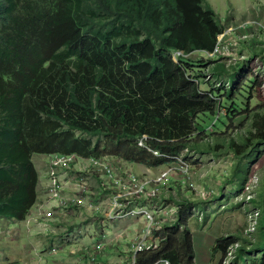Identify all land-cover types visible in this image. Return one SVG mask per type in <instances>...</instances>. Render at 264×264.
<instances>
[{
  "label": "trees",
  "instance_id": "obj_1",
  "mask_svg": "<svg viewBox=\"0 0 264 264\" xmlns=\"http://www.w3.org/2000/svg\"><path fill=\"white\" fill-rule=\"evenodd\" d=\"M229 28L209 0H0V219L23 223L37 204L35 156L165 170L192 154L231 155L240 179L264 147V71L251 67L257 57L264 67V45L249 43L252 59L234 65L209 58ZM259 192L256 241L217 239L219 264L236 245V264H264ZM170 201L177 221L137 264H196L189 224L206 201Z\"/></svg>",
  "mask_w": 264,
  "mask_h": 264
},
{
  "label": "rangeland",
  "instance_id": "obj_2",
  "mask_svg": "<svg viewBox=\"0 0 264 264\" xmlns=\"http://www.w3.org/2000/svg\"><path fill=\"white\" fill-rule=\"evenodd\" d=\"M209 2L221 14L225 23L228 20L229 13H232V21H234L237 16L242 15L250 17L251 20L264 21V0H262V3H260L258 0H209ZM238 6L240 7V10L239 13L236 14ZM251 30L253 34L251 37H249V41L242 39L243 46H246L244 47L242 54L248 56V59L250 60L252 59L251 56L253 55V53L248 48V44L250 43L253 46L256 43L264 45V33H258L254 30V28H252ZM241 36H245V34L241 33ZM255 49L259 51V49ZM193 57L196 59H209L208 57H206V55L203 56L201 54H196ZM257 58L258 59H256L254 62L251 61V67H255V69H258L259 71H264L259 57ZM225 61H228V64L231 63L230 60ZM211 70H213L212 67ZM213 80L209 81L207 79V82L216 84V82ZM204 87L205 86H203V88ZM227 87H231V85H227ZM252 104L254 106H260V104H258L256 100H254ZM246 129H244L243 131H245ZM233 136L235 137V133L233 134ZM188 158L190 159V166L187 165L189 177L187 179L193 184L196 192L194 191V189H191L189 186H187L185 182L187 181L186 178L184 179L183 176L176 174L175 177H172L170 179V181L172 180V183H165L162 186V190L165 193L161 196V198L163 201L167 202H169L170 197H174L175 200L181 201L189 200L193 202H202L199 193L204 192L211 195L208 201L201 203L205 210L198 209L200 211H195V217L190 221L189 227L192 231L194 239L196 250V264H208L210 260L213 261L216 259L218 260L217 264H219V255H217L215 252V243L217 239L221 237H233L236 239L242 238L243 241H246L244 240V238L247 239V214L249 215L250 212L255 210V206L251 204V202H249V195L247 192H245V190L247 186L253 184L255 180H258L259 187L257 189L255 188V192L253 191L254 193L252 197L258 198L260 195L259 190L262 185H264V149L257 150V152L253 153L247 160H245V162L242 163L244 165L241 166L243 168V175L240 179H233V171L236 167L237 162L231 155H224L217 158L211 157V155L199 156L196 154H192ZM46 160L47 159L45 158V156L34 157V163L38 168L40 165L39 163ZM183 164L184 163L181 162L177 165H171L165 170L170 168H181ZM124 166L128 167L131 172L137 174L142 178H153L164 171L148 170L143 166L133 167L125 163ZM230 180H232L233 183H228V181ZM62 213L63 217L67 215V212ZM82 214V210L69 211L67 216L72 218H67L64 226L58 227L59 223L56 222L57 227H55V221L52 223H38V231L36 228H34L32 231V229L28 226V223H24V225L23 223L13 222L7 219H0V264H22L26 258V254L28 255V259L32 257V254L34 252L31 253V251L33 250L40 251L42 254H44L45 261L47 259L46 264H75L76 262L80 264V250L84 247H78L79 242L81 241L78 236H80V238L82 236H91L92 238V234L94 233L96 238H98L101 229H104L103 225L101 227L98 226V229L96 221L104 218L103 213L93 214L92 211L87 210L86 214L88 215V218L86 220L92 218L94 222L93 226L88 229L81 228L82 226L84 227L85 221L83 220L85 215ZM206 215H208L209 218L206 222H204ZM57 217L53 219H56ZM139 223L144 226V222ZM50 224H52V226H48ZM16 226L21 229L26 227L27 231L26 233H23L21 229H17L14 230V232L16 233L10 232L9 237L11 241H9L8 238L4 235L5 232L4 234H2V231H12L11 229H15ZM47 229L51 231L53 230L54 233L50 231H44ZM30 231H32V233H30ZM77 232L83 234H77ZM118 233L119 232L115 233V231H109L110 239ZM50 234H53L54 236L60 238L61 240H55L61 246L63 244V250L58 255H51L47 253L49 243L46 246V241ZM71 234L76 236V239L72 238L65 243V239L68 237L67 235ZM21 235L22 237L20 238L19 236ZM34 235L36 236L33 237ZM13 238L14 241L12 240ZM115 238L117 239L118 237L115 236ZM133 238H135V234H131L130 231H126L124 239L121 236L119 239H117L118 241L116 243H112L114 239H111L108 254L104 258L105 260L103 261V264H117L120 258L124 257V254H120L121 250L125 251L127 245L129 244V240H132ZM253 240L256 241V238H253ZM60 242L63 243L61 244ZM74 242H76V245L72 244ZM94 242L95 239L93 237V243ZM72 249L73 253L72 255H70ZM210 255L211 258H209ZM45 261L43 262V264H45ZM225 264H227V262ZM231 264L235 263L232 262Z\"/></svg>",
  "mask_w": 264,
  "mask_h": 264
},
{
  "label": "built area",
  "instance_id": "obj_3",
  "mask_svg": "<svg viewBox=\"0 0 264 264\" xmlns=\"http://www.w3.org/2000/svg\"><path fill=\"white\" fill-rule=\"evenodd\" d=\"M252 28L258 33H264V21L248 20L242 22L238 27L229 28L220 37L215 52L207 56L209 58L230 60L231 63L229 65L238 64L239 61L248 59V56L242 54L244 49L242 39L249 41V37L253 34ZM241 33L245 34V36H241ZM230 34H238L239 36L233 42L227 43L225 37ZM213 78L212 74L208 76L209 81L213 80ZM215 82L220 87L226 85ZM227 85L230 84L228 83ZM140 146L144 147L142 141ZM149 151L152 152L151 150ZM152 153L159 156L157 152ZM48 160L49 182L45 199H38L35 207L28 213L25 222L28 223L29 227L38 223H52L62 215V212L69 213V211L82 209L92 211L93 214L103 213L104 218L96 220L97 227L102 225L104 227L99 233V242L83 250L80 257L82 264H103L110 246V237L108 235L110 228L124 221L137 222L143 220L144 226L142 230L127 245L128 257L126 261L119 263L137 264L139 254L158 248L159 239L157 234L166 225L176 222L178 219L180 208L177 203H172L170 199L169 202L162 200L161 196L165 193L162 190V186L165 183H172L170 179L175 177L176 174L183 176L184 179L189 178L187 168L190 165L184 160L180 161V163H184L181 168L164 170L153 178H142L134 174L128 167L124 166L123 162L112 157L85 159L78 155L53 154L48 156ZM70 182L72 183L74 195L68 197L65 195V188L66 184ZM185 182L187 186L194 189L193 184L188 179ZM253 184L247 186L245 190L249 195V202L255 192V188L259 187L258 180H255ZM199 196L201 200L207 201L211 195L201 192ZM55 217L57 218L53 219ZM247 217V238L253 240L260 221V211L255 208L249 215L247 214ZM77 234L83 233L77 232ZM67 236L65 242L72 238L76 239L73 234ZM12 240L14 241V238ZM62 246L56 240H53L48 245L47 253L58 255L63 250ZM238 250L239 245L232 247L223 264L226 262L227 264L235 263ZM44 261V254L36 250L32 257L22 264H43ZM164 264H169V262H164Z\"/></svg>",
  "mask_w": 264,
  "mask_h": 264
},
{
  "label": "crops",
  "instance_id": "obj_4",
  "mask_svg": "<svg viewBox=\"0 0 264 264\" xmlns=\"http://www.w3.org/2000/svg\"><path fill=\"white\" fill-rule=\"evenodd\" d=\"M260 3H262V0H258ZM261 7H263V6H261ZM239 10H240V7L238 6V8H237V11H236V14L237 13H239ZM231 18H232V13H229V16H228V20L226 21V23L227 24H229L230 25V27H238L243 21H247V20H251L250 19V17H248V16H237V18L234 20V21H232L231 20ZM237 36H239L238 34H230V35H228L227 36V39L230 41V42H233L236 38L238 39V37ZM226 39V40H227ZM45 158L47 159L46 161H44V162H40L39 164V168L37 167V165H36V167H37V169L39 170V173H40V184H39V188H38V194H39V199H44L45 198V193H46V188H47V185H48V182H49V179H48V171H49V169H48V166H49V160H48V156H45ZM67 186H66V188H65V195H67L68 197H71V196H73L74 194H73V188H72V183L70 182V183H68V184H66ZM97 191V190H96ZM82 215H85L84 216V219L83 220H85L84 221V227L82 226L81 228H90V227H92L93 226V224H94V222H93V219L92 218H90V219H88V220H86L88 217V215L86 214L87 213V210L86 209H82ZM62 215H63V213H61ZM61 215V216H62ZM67 215H68V213H67ZM62 216V217H60V218H58V220L57 221H55L54 223H59L58 224V227H62V226H64L65 224L64 223H66V220H67V218H72V217H68V216ZM139 222H143V220H140V221H137V222H133V221H124V222H121V223H119V224H117L116 226H114V227H112V228H110L109 229V231H115V233L116 232H119L118 234H116L115 236L116 237H118L117 239H119L121 236L123 237V239H124V236L126 235V231H130V233L131 234H135V236L137 235V233H139L141 230H142V228H143V226L139 223ZM24 223H26V222H23V224ZM57 223L54 225L55 227H57ZM124 223V224H123ZM25 225V224H24ZM48 226H52V224H50V225H48ZM69 226V225H68ZM137 226V227H136ZM37 227H39V225L38 224H33L30 228L32 229V231H33V229L34 228H36L37 229V231H38V228ZM136 227V228H135ZM17 229H21V228H19V227H15V229H11L12 231H9V230H4V231H2V234H4V232L5 233H10V232H14V230H17ZM22 231H23V233H26V231H27V228L26 227H24L23 229H21ZM140 230V231H139ZM32 231H30V233H32ZM36 231V230H35ZM44 231H50V232H53V230L51 231V230H49V229H47V230H44ZM109 231H108V235H109ZM28 232H29V230H28ZM50 232H48V233H50ZM14 233H16V232H14ZM47 233V232H46ZM54 233V232H53ZM34 234H35V232H34ZM36 235H34L33 237H35ZM115 236L113 237V238H111V239H114L113 240V242L112 243H116L118 240L115 238ZM6 237V236H5ZM20 238L22 237V235L21 236H19ZM32 237V236H31ZM32 237V238H33ZM93 237H94V239H95V242L93 243ZM110 237V236H109ZM58 237H56V236H54L53 234H50L49 236H48V239H47V241H46V246H47V244L48 243H50L51 241H53V240H55V239H57ZM79 239H81V241L79 242V245H78V247L79 246H81V247H84V248H82L80 251V253H81V255H82V253H83V250L85 249V248H87V247H91V246H94V245H96V243L97 242H99V240H98V238H96V236H95V234L93 233L92 234V238H91V236H89V237H87V236H82L81 238L79 237ZM111 239H110V241H111ZM130 241V240H129ZM66 243V242H65ZM73 245H76V242H74V243H72ZM88 245V246H87ZM74 249V248H73ZM73 249L71 250V253H70V255H72V253H73ZM127 249V248H126ZM4 252V251H3ZM34 252V250L33 251H31V253H33ZM120 254H124V257H122V258H120V260L117 262V264H119V263H121L122 261H126V259H127V257H128V254H127V251L125 250V251H122L121 250V252H120ZM81 255L79 256V257H81ZM17 257H21V256H17ZM66 257V256H65ZM209 258H211V255L209 256ZM28 259V255L26 254V258H25V260L24 261H26ZM218 259H220V257L218 258ZM105 260V259H104ZM217 260V259H216ZM216 260H210L209 261V263L208 264H217V262H218V260L216 261ZM11 261H12V259H11ZM23 261V262H24ZM80 261V260H79ZM47 263V259H46V261H45V264ZM75 264H79L78 262H76ZM80 264H82L81 262H80Z\"/></svg>",
  "mask_w": 264,
  "mask_h": 264
},
{
  "label": "clouds",
  "instance_id": "obj_5",
  "mask_svg": "<svg viewBox=\"0 0 264 264\" xmlns=\"http://www.w3.org/2000/svg\"><path fill=\"white\" fill-rule=\"evenodd\" d=\"M202 201H203V200H202ZM207 201H208V200H207ZM196 210H198V209H196ZM198 211H200V210H198ZM4 235L8 238L9 241H11V240H10V237H9V233H5ZM7 263H8V262H7Z\"/></svg>",
  "mask_w": 264,
  "mask_h": 264
}]
</instances>
